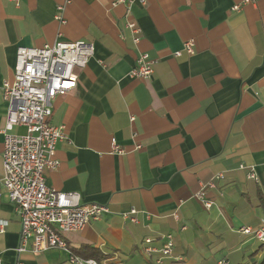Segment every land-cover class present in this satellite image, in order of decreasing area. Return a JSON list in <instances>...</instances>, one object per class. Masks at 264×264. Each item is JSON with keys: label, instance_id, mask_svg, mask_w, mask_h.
<instances>
[{"label": "crops", "instance_id": "0c3cea01", "mask_svg": "<svg viewBox=\"0 0 264 264\" xmlns=\"http://www.w3.org/2000/svg\"><path fill=\"white\" fill-rule=\"evenodd\" d=\"M114 1L72 0L60 25L58 0H0V131L2 84L13 79L18 47L92 43L75 87L52 102L49 122L66 139L55 147L58 167L44 174L47 187L109 213L62 235L67 249L84 259L94 251L103 264H158L144 240L159 249L169 234L174 248L161 264H259L261 244L239 229L264 224V0L135 1L129 17ZM129 21L140 30L136 44ZM189 41L192 55L183 50ZM140 53L155 61L149 80L129 77ZM3 142L0 133V264H69L61 249L16 253L20 226L1 184ZM218 174L206 210L194 195Z\"/></svg>", "mask_w": 264, "mask_h": 264}, {"label": "built area", "instance_id": "2783aa9c", "mask_svg": "<svg viewBox=\"0 0 264 264\" xmlns=\"http://www.w3.org/2000/svg\"><path fill=\"white\" fill-rule=\"evenodd\" d=\"M13 1V0H8ZM72 0H58L54 20L65 24L63 12ZM144 0H115L112 6L124 5L126 17L130 16L132 4ZM245 0L242 5L253 2ZM240 5L232 7L237 12ZM127 28L134 35L133 42L139 41L140 30L129 21ZM183 50L193 54L194 44L189 41ZM94 54L92 43L56 41L41 48L18 47L15 54L12 81H4L2 94L7 102L5 128L0 131L4 136L2 151L3 175L1 184L8 200L13 204L19 220V245L17 254L30 252L44 253L53 249L66 251L69 264H103L93 259L76 256L67 249L61 237L64 234L81 231L90 222L98 221L109 213L107 206L97 203H82L77 193H64L46 186L44 171L56 169L58 162L53 159L56 144L65 140V129L62 125L54 126L49 122L53 100L73 89L76 85V69L86 67ZM176 57L180 53L175 54ZM145 53H140L129 77L135 80H149L153 74V65ZM133 120V119H132ZM16 127H23L24 134H13ZM135 150L140 149L136 145ZM113 152L122 155L124 151L113 145ZM240 169L245 167L240 166ZM249 179L255 180L254 169L247 172ZM223 175H215L211 181L202 185L194 195L201 201L206 210L213 203L204 198L205 191L214 189L215 181ZM134 210L130 214L134 215ZM136 223V219H130ZM0 226V230H1ZM239 233L249 236L264 245V224L258 228L241 227ZM159 249L151 247L152 240H144L146 256L158 254L157 263L172 255L174 241L172 235L160 237ZM218 264H226L220 261Z\"/></svg>", "mask_w": 264, "mask_h": 264}, {"label": "trees", "instance_id": "16d2710c", "mask_svg": "<svg viewBox=\"0 0 264 264\" xmlns=\"http://www.w3.org/2000/svg\"><path fill=\"white\" fill-rule=\"evenodd\" d=\"M261 205H262V207H263V210H264V203H261ZM264 212V211H263ZM261 249H262V251H263V253H262V258H261V261H260V263L259 264H264V245H261ZM90 256H88V257H90V258H92V259H95V260H100V259H98L97 257V253H95L94 251H92L91 252V254H89Z\"/></svg>", "mask_w": 264, "mask_h": 264}]
</instances>
